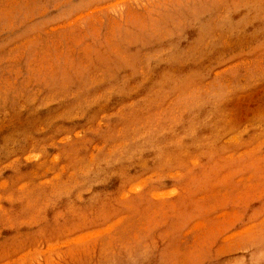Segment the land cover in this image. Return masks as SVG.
Wrapping results in <instances>:
<instances>
[{
	"label": "rangeland",
	"instance_id": "374dc122",
	"mask_svg": "<svg viewBox=\"0 0 264 264\" xmlns=\"http://www.w3.org/2000/svg\"><path fill=\"white\" fill-rule=\"evenodd\" d=\"M0 264H264V0H0Z\"/></svg>",
	"mask_w": 264,
	"mask_h": 264
}]
</instances>
